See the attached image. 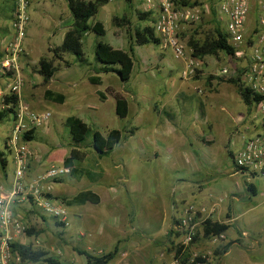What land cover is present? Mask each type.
<instances>
[{
  "label": "rangeland",
  "instance_id": "obj_1",
  "mask_svg": "<svg viewBox=\"0 0 264 264\" xmlns=\"http://www.w3.org/2000/svg\"><path fill=\"white\" fill-rule=\"evenodd\" d=\"M115 1L116 13L111 15L106 11L108 5L101 6L88 21L90 24L101 21L105 32L102 35L88 32L83 36L82 50L86 64L75 62L74 55L70 53H64L62 59H57L50 50L59 45L63 37L61 32L64 29L55 27L56 20L61 19L66 29L70 24L66 0L31 1L30 20L23 42L24 53L18 60V66L23 83L20 90L22 102L35 110L51 112L48 128L39 129L35 137L26 143L29 151L37 149V155L43 151L39 173L36 169L31 171L33 154L29 152L24 177L26 184L31 185L48 165L62 164L71 147L80 145L78 149L85 156L79 165L94 171L103 168L102 176L92 182L86 176L76 179L69 174L60 178L61 182L51 180L44 184L51 192L64 197L86 189L98 191L97 187L112 188L110 191L116 197L107 200V195H104L103 201L98 204L67 206V227H63L52 215L33 210V206L24 211L23 219L13 213L33 233L21 235L22 243L17 242L19 238L12 242L30 245L33 249H60L64 264L84 261V256L76 254L74 248L108 252L115 245L123 246L127 242L131 243L127 249H140L145 255L153 249H164L165 255L170 256V264H178L174 250L179 245L185 252L192 256L201 255L212 264H264V177L252 178L235 172L230 154L236 152L241 141L253 132L247 115L248 107L238 94L237 85L241 84L238 79L233 77L236 84L228 81L230 77L216 75L226 63L236 65L240 73L242 61L232 60L222 51L216 55L206 54L200 57L203 63L196 73L181 79L184 65L173 56L172 50L147 43L134 46V65L128 81H121L115 72L99 71L97 74L102 82L91 84L88 78L96 75V71L103 66L95 58L96 43L102 41L129 51V45L134 44L135 29L147 24L139 18L141 0ZM201 1L205 5L202 20L190 26L189 33L182 32L187 41L211 39L216 36L217 29L223 31L226 27L225 20L212 9V3L217 0ZM11 10L12 0H0V62L11 51L10 43L14 37ZM114 15L125 16L128 23L116 25L112 21ZM139 57H144L147 64L139 63L136 69ZM40 58L52 60L57 68L46 83L37 72ZM167 75L174 76V84L180 85V96L184 100V104L176 102L172 105L175 110L173 118L161 113L158 104L159 100L161 102L159 90ZM9 79L11 73L0 68V108L4 106V96L9 95ZM46 88L64 93V103L46 100L43 95ZM98 90L104 92V101L99 100ZM115 93L128 101V113L124 118L115 113ZM69 115L80 117L90 127L85 140L79 145L74 144L65 124ZM168 118L174 124L178 123L174 125L175 129L172 128L177 134L171 132L163 137L166 134H162V130L167 128L164 120ZM11 128L12 116L9 113L0 121V150L7 161L4 169L0 165V183L5 190L11 187L15 169L12 153L6 145ZM113 128L121 130L122 138L110 154L99 156L91 146L92 132L98 130L106 134ZM131 129L132 134L129 133ZM149 140L151 143H148ZM142 144L149 145L146 152H137V146L140 149L147 146L142 147ZM153 150L157 156H153ZM250 182L257 190L253 196L246 189V184ZM201 191H211L213 196L206 197V201L200 200ZM178 192L184 197L179 200L181 203L176 209L190 205L197 209L206 207L203 217L229 223L224 236L213 240L211 235H205L202 219L198 218V221L195 220V239L184 244V231L178 229L169 207L172 195ZM47 193L45 190L41 192L46 196ZM28 195L31 194L24 195L26 205L34 199H29ZM213 204V210L208 212ZM77 212L83 216L92 215L83 223L74 216ZM165 215L166 221L163 220ZM231 216L236 219L232 221ZM169 225H176L174 227L180 234L168 235ZM38 236L42 240L38 241ZM232 240L236 243L232 242L226 252L214 253ZM50 251L48 255L53 256Z\"/></svg>",
  "mask_w": 264,
  "mask_h": 264
},
{
  "label": "built area",
  "instance_id": "obj_2",
  "mask_svg": "<svg viewBox=\"0 0 264 264\" xmlns=\"http://www.w3.org/2000/svg\"><path fill=\"white\" fill-rule=\"evenodd\" d=\"M33 0H12L11 27L14 37L10 43L11 51L0 62L3 72H10L9 93L18 96L13 106L12 128L6 145L13 156L15 169L11 187L5 190L0 183V264H21L20 255L11 248L12 233L25 235L26 227L12 212V200L19 194L36 195L39 205L46 213L55 217L63 227L69 225L66 210L61 203H53L42 190L48 192L45 182L69 175L70 167L62 164L48 165L37 175L31 185L25 182L28 169L29 147L23 138L24 133L47 129L50 123L49 110H35L21 100L22 79L18 60L24 53V39L30 20V4ZM112 1V0H108ZM142 10L148 12L147 26L159 39L161 47H169L173 56L179 59L184 68L182 76L194 75L202 65V60L192 54L193 48L182 35L185 28L198 24L202 20L203 3L201 0H142ZM216 11L226 22L225 32L234 53L227 56L242 61V71L237 72L234 64L226 63L218 69L220 77H236L243 87L248 88L257 100L249 104V119L252 133L243 139L242 145L233 153V165L251 177H264V0H217ZM11 106V103L6 105ZM214 205L208 210H213ZM206 207L199 209L185 206L177 212L178 229L182 233V242L189 243L195 235L196 219L205 218ZM200 213L199 216L197 214ZM213 240L223 237L211 235ZM14 257V259H13ZM176 260V259H175Z\"/></svg>",
  "mask_w": 264,
  "mask_h": 264
},
{
  "label": "trees",
  "instance_id": "obj_3",
  "mask_svg": "<svg viewBox=\"0 0 264 264\" xmlns=\"http://www.w3.org/2000/svg\"><path fill=\"white\" fill-rule=\"evenodd\" d=\"M107 2L108 0H66L67 7L73 20L71 25L64 32L61 43L50 48L51 52L57 59H62V55L64 53H70L74 55L75 62L86 64L87 59L82 50V38L88 32H95L100 35L104 34L105 29L101 21H95L93 24H90L88 21L97 13L99 8L105 5ZM212 6L213 11L217 14L215 4L212 3ZM147 16V12L139 13V18L142 20H145ZM112 21L116 25H124L128 23V19L125 16H113ZM133 38L134 44L129 45V51H125L120 48H114L106 42L98 41L95 45V58L99 63L103 64V66H101L96 71V73L99 71L106 73L115 72L121 81H128L133 69L134 45H144L147 43L159 44V39L154 36L152 29L147 25L143 27H137L134 31ZM188 44L193 48L192 54L198 57H203L206 54L216 55L219 51L230 55L234 53V47L229 44L224 29L223 31L217 29L216 36L211 39H204L202 41L190 39ZM38 65L39 67L37 72L42 76L43 82H48L57 70L56 66L53 65L52 60L46 58H40ZM228 81L237 84L236 79L234 78H229ZM89 82L98 85L101 83V78L99 75H95L94 77H89ZM237 90L241 99L247 106L258 99L257 96L252 95L248 88L243 87L241 84L237 85ZM97 94L100 100L105 99V94L103 91L99 90L97 91ZM43 95L46 100L57 103H62L65 100V95L63 93L53 91L49 88L44 90ZM114 98L115 113L120 118L126 117L128 113V102L126 98L116 93L114 94ZM17 101V95L9 94L4 96V106L0 108V121L9 113L13 112V106L17 103ZM8 103H11V106L5 107V105ZM65 124L69 129L71 139L75 145L82 143L90 130L89 125L80 117L75 115L67 116L65 119ZM129 133H133L132 129L129 130ZM23 138L26 141L32 140L34 138V132L24 133ZM121 138L122 132L116 128L110 129L106 134H102L98 130H94L92 132L91 146L99 156H105L110 154L114 146L121 140ZM70 144L72 145V143ZM79 147L80 145L71 147L69 154L63 158L62 163L71 168L69 173L70 176L77 179L81 178L82 176H86L90 181L94 182L102 176V169L100 168V170L94 171L80 166L79 163L83 161L85 154L78 149ZM230 154L233 156V152H230ZM6 163L7 161L4 156V152L0 150V165L3 169L5 168ZM234 168L236 170H240L235 166ZM54 181L61 182L62 179L56 178ZM246 189L252 195L256 194L254 185L252 183H247ZM55 198H59L65 205L84 204L85 202L96 204L100 200L99 195L89 189L82 190L72 197L56 196ZM229 226V223L212 220L210 217H206L202 221V227L205 235H219L225 232ZM26 232L28 234L33 233L31 229H26ZM176 234L179 235L180 233L177 232ZM194 239L195 237H193L192 241ZM230 244L231 241L221 246L220 249H216L214 253L218 254L220 252H226ZM10 246L13 250L18 252L21 261H44L49 264H60L42 249H33L30 245H23L19 243H11ZM74 249L77 251V253L84 255L86 259L85 264H108L116 255L118 251V245H115L114 248L108 252L99 254H93L78 247ZM174 258L178 261V264H212L201 255L192 256L187 251L185 252V249H183L182 245H179L175 248Z\"/></svg>",
  "mask_w": 264,
  "mask_h": 264
},
{
  "label": "crops",
  "instance_id": "obj_4",
  "mask_svg": "<svg viewBox=\"0 0 264 264\" xmlns=\"http://www.w3.org/2000/svg\"><path fill=\"white\" fill-rule=\"evenodd\" d=\"M121 1V0H120ZM133 1H137V0H133ZM116 3V4H115ZM141 3H142V0H141ZM141 3H140V8H142V6H141ZM215 4V3H214ZM106 5H108L109 7L108 8H106V11L107 12H109L111 15L112 14H114V13H116L115 11L117 10V8H116V5H117V1H115V0H112V1H108L105 5H103L102 7H106ZM204 5V4H203ZM111 6V7H110ZM205 6V5H204ZM203 6V7H204ZM114 8V9H113ZM142 10V9H141ZM142 12H146V11H143L142 10ZM148 13V12H147ZM114 16H117V15H114ZM68 17H69V20H70V24H69V26L71 25V23H72V16H71V14L69 13V15H68ZM118 17V16H117ZM148 17V16H147ZM97 21H99V20H97ZM141 21H147V18L145 19V20H142L141 19ZM9 22H10V19H9ZM11 23V22H10ZM146 24H144L143 26H145ZM69 26H67V27H69ZM143 26H141V27H143ZM55 27L57 28V29H61V28H63L64 30L61 32V34H62V36L64 35V32L66 31V28H64L65 26L64 25H62V20L61 19H58V20H56V24H55ZM191 31V29H190V27H187V28H185L184 29V31H183V33H189ZM189 36V35H188ZM63 38V37H62ZM135 46V45H134ZM133 50H134V47H133ZM203 57H205V56H203ZM147 64V61H146V59L143 57V58H141V57H139V58H137L136 59V69H137V67L140 65V64ZM133 65H134V60H133ZM133 70V69H132ZM217 73V72H216ZM96 75H99V74H97L96 73ZM217 75V74H216ZM95 75H93V76H91V77H94ZM218 76V75H217ZM100 78H101V76H100ZM179 78H187V77H184V76H182V77H179ZM88 80H89V78H88ZM174 80H175V78H174V76L173 75H167V76H165V78H164V81L162 82V87L160 88V93L158 94V96H159V99H161V102H160V100L158 101V104H160V108H159V105L157 106L158 108H159V111L161 112V113H164V114H167V116H170L171 115V117L173 118L174 116H175V113H174V109L172 108V105L174 104V103H178V104H184V100L181 98V89H179V87H180V85L179 84H174ZM102 82V81H101ZM92 84V83H91ZM94 85H96V84H94ZM50 89V88H49ZM179 89V90H178ZM51 90H53V89H51ZM54 91V90H53ZM99 91V90H98ZM100 91H102V90H100ZM57 92V91H56ZM62 93V92H61ZM64 94V93H63ZM65 95V94H64ZM98 95V94H97ZM114 96V95H113ZM99 97V96H98ZM100 100V99H99ZM127 100V99H126ZM65 101V100H64ZM101 101H104V100H101ZM128 102V101H127ZM64 102H62L61 104H63ZM78 104V103H77ZM129 106V105H128ZM248 107V113H247V115L249 114V105L247 106ZM33 109V108H32ZM177 118H179V115H177ZM84 121V120H83ZM165 122H166V126H167V128L165 129V130H162V134H166V135H163V137H166L167 135L169 136V133H175V134H177V131H174V130H172V128H174V125L176 126V125H178V123H176V124H174L173 123V121L171 120V118H168V120L166 119V120H164ZM205 121H207V118H206V120ZM154 126V125H153ZM154 128V127H153ZM175 129V128H174ZM212 129V128H211ZM37 133V132H36ZM36 133H34V137H35V135H36ZM210 134H211V132H210ZM212 136V135H211ZM149 137V139H150V136H148ZM151 140V139H150ZM149 140V142L148 143H151V141ZM243 141V140H242ZM242 141H241V143H240V146L242 145ZM28 142V141H27ZM145 145H147V146H145ZM142 147H144L143 149H140V146L138 147L137 146V148H136V150H137V152L138 151H140V152H146L145 150H147V147L149 146L148 144H142L141 145ZM239 146V147H240ZM238 147V148H239ZM32 149V148H31ZM43 152V151H42ZM42 152H41V154L39 153V155H37V149H32V157L31 158H33V160H32V163H31V171H32V169L33 170H37V172L39 173L40 171H41V168H42V163H40V160H41V156H42ZM69 152H70V150H69ZM112 152V151H111ZM110 152V153H111ZM234 153V152H233ZM152 154H153V156H155L156 155V152H155V150H153V152H152ZM157 156V155H156ZM36 165V168H35V165ZM102 169V173H103V168H101ZM234 171L235 172H241V171H239V170H236V169H234ZM37 173V174H38ZM241 173H244V172H241ZM246 174V173H245ZM248 175V174H247ZM248 176H250V175H248ZM31 177V175L29 176V178ZM251 177V176H250ZM75 178V177H74ZM82 178V177H81ZM253 178V177H252ZM77 179V178H76ZM97 181V180H96ZM54 182V181H53ZM93 182V181H92ZM95 182V181H94ZM250 183H252V182H250ZM253 184V183H252ZM254 185V184H253ZM254 188H255V191H257L256 190V187L254 186ZM87 190V189H86ZM90 190V189H89ZM97 190L98 191H94V192H96L98 195H99V198H100V200H99V202H101V201H103V197H104V195H107V200H114L115 199V195H113L112 193H111V191L110 190H112V188H110V189H102L101 187H97ZM93 191V190H92ZM48 192L49 193H47V197L50 199V200H52L53 201V203H61L62 204V206L65 208V210H66V207L67 206H72V205H65L59 198H55L56 196H59L60 194H56V193H53V192H51L50 191V189L48 190ZM80 192V191H79ZM78 193V192H77ZM76 193V194H77ZM75 195V194H74ZM73 195V196H74ZM211 196H213V193L211 192V191H209V192H207V193H203V191H201L200 192V195L198 196V199H200V200H205L206 201V197H211ZM253 196V195H252ZM28 197H29V199H32V197L34 198L33 200H31V203H29L28 205H26V201H25V196L24 195H22V194H19V195H17L14 199H13V202H12V206L14 207V210L12 209V212L14 213V214H16L19 218H22V215L24 214H26L24 211L25 210H27L28 208H30V207H32V209L33 210H38L39 212H41V213H43V214H48V213H46V210L45 209H43L42 208V206L41 205H39L38 203H39V200H40V198L38 197V196H36V195H28ZM70 197H72V196H70ZM183 193H181V192H178L176 195H172V203L170 202V204H169V207H170V212L172 211V214H173V216L175 217V222L177 221V216H176V214H177V212L179 213V211H180V209L181 208H179V209H176V206L178 205H180V203H181V201H179V200H182L183 199ZM98 202V203H99ZM85 203H90V202H85ZM84 203V204H85ZM98 203H96V204H98ZM91 204H93V203H91ZM74 205H83V204H74ZM222 207V206H221ZM13 214V215H14ZM48 215H50V214H48ZM92 215V214H91ZM91 215H89V216H83V215H81L79 212H77L74 216H76L77 217V219L80 221V222H83V223H86L85 222V219L86 220H90V217H91ZM167 215H165L164 217H163V220L164 221H166V217ZM232 217V216H231ZM23 219V218H22ZM66 219H67V221H68V223H69V219H68V216H67V214H66ZM234 219H236V217H232V221H234ZM203 221V220H202ZM169 224V223H168ZM176 224H177V222H176ZM174 226H176V225H173V227H171L170 225H169V229L167 230V234L168 235H171L172 233L173 234H175L176 235V233H177V231L176 230H178L176 227H174ZM230 227V226H229ZM226 232V231H225ZM225 232H223V233H225ZM12 233V240H14L15 238H19V241H17V242H19V243H22V241L20 240V238H21V235H17V234H15L14 232H11ZM42 237H37V239H38V241L39 240H42L41 239ZM11 240V241H12ZM16 240V239H15ZM17 242H12V243H17ZM234 243L235 242V240H232L231 241V243ZM236 243V242H235ZM130 242H127L126 244H124L123 246H118V251H117V253H116V255L114 256V258L108 263V264H170V261L171 260H169L170 259V256H166L165 255V253H164V249H153L152 250V252L150 251V253H149V255H145V254H141V251H140V249H127V247H130ZM42 250H44V251H46L47 253H48V250H51L50 251V253L52 254L53 253V256H51L52 258H57V259H55L56 261H58L60 264H64L63 263V261L61 260V257H60V255H61V250L60 249H42ZM84 250H86V249H84ZM89 250V249H88ZM73 251H75L76 252V254H79V253H77V251L75 250V249H73ZM87 251V250H86ZM91 250H89L88 252H90ZM90 253H93V254H99V253H104L103 251L102 252H94V251H91ZM49 254V253H48ZM79 255H83V254H79ZM84 256V255H83ZM166 256V257H165ZM85 258V257H84ZM13 259H14V257H13ZM173 259V258H172ZM112 261H114L113 263H111ZM175 261V260H174ZM173 261V262H174ZM72 264L73 263H76V262H71ZM86 263V259H84V261H82V262H78V263H76V264H85ZM21 264H49V263H47V262H44V261H37V262H32V261H24V263H21Z\"/></svg>",
  "mask_w": 264,
  "mask_h": 264
}]
</instances>
